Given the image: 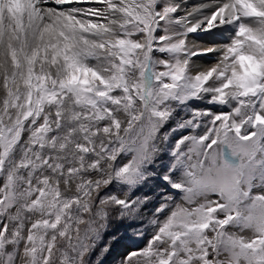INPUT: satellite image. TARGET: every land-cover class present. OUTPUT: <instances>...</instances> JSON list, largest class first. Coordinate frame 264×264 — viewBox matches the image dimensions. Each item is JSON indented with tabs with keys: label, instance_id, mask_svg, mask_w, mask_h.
Returning a JSON list of instances; mask_svg holds the SVG:
<instances>
[{
	"label": "snow or ice",
	"instance_id": "obj_1",
	"mask_svg": "<svg viewBox=\"0 0 264 264\" xmlns=\"http://www.w3.org/2000/svg\"><path fill=\"white\" fill-rule=\"evenodd\" d=\"M127 245L264 264V0H0V264Z\"/></svg>",
	"mask_w": 264,
	"mask_h": 264
},
{
	"label": "rangeland",
	"instance_id": "obj_2",
	"mask_svg": "<svg viewBox=\"0 0 264 264\" xmlns=\"http://www.w3.org/2000/svg\"><path fill=\"white\" fill-rule=\"evenodd\" d=\"M187 7H190V5L187 4ZM140 246L142 245L116 246L108 255L103 258V264H118V261L122 259L128 251L135 250Z\"/></svg>",
	"mask_w": 264,
	"mask_h": 264
},
{
	"label": "bare ground",
	"instance_id": "obj_3",
	"mask_svg": "<svg viewBox=\"0 0 264 264\" xmlns=\"http://www.w3.org/2000/svg\"><path fill=\"white\" fill-rule=\"evenodd\" d=\"M209 2V0H188L187 4L190 5L189 10H191V8L193 6H197L203 3H207ZM55 6V5H53ZM216 62L215 57L214 56H204V57H200L198 59V63H200L201 65L207 67L209 65H212Z\"/></svg>",
	"mask_w": 264,
	"mask_h": 264
}]
</instances>
